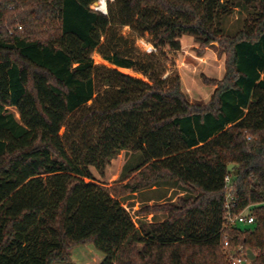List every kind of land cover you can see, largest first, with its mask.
Instances as JSON below:
<instances>
[{
	"label": "trees",
	"instance_id": "trees-1",
	"mask_svg": "<svg viewBox=\"0 0 264 264\" xmlns=\"http://www.w3.org/2000/svg\"><path fill=\"white\" fill-rule=\"evenodd\" d=\"M95 1L0 0V264L70 261L86 243L100 264H232L225 236L264 264V0H107V14ZM242 4L253 20L230 37L224 18ZM183 35L227 52L206 104L164 77ZM122 150L139 152L137 174L98 182L91 167ZM168 180L185 195L137 222L118 190ZM248 207L255 224L230 223Z\"/></svg>",
	"mask_w": 264,
	"mask_h": 264
},
{
	"label": "rangeland",
	"instance_id": "rangeland-1",
	"mask_svg": "<svg viewBox=\"0 0 264 264\" xmlns=\"http://www.w3.org/2000/svg\"><path fill=\"white\" fill-rule=\"evenodd\" d=\"M253 9L245 7L243 4L236 7L234 11L224 18L225 33L233 37L245 24L253 20ZM122 33L134 40L137 50L144 52L150 51L153 45L149 42V36L136 37L128 27L122 29ZM181 49L170 51L162 56V63L165 68L164 77L177 73L180 75L182 89L187 94L188 99L193 103L206 104L216 89L213 81L221 80L226 73L227 52L223 50L218 42L203 45L197 42L191 35L181 37ZM136 50V52H138ZM96 63H104L95 53ZM98 57V58H97ZM10 110L19 117L15 107ZM139 152L122 150L106 166L104 173L101 174L95 167L91 170L100 183L109 186H125L129 183L137 172H131V169L142 162ZM124 206L129 210L134 219L155 220L164 217L163 213L144 214L140 211L146 205L161 204L166 202H176L179 196L185 195V190L177 183L165 181L160 184L144 188L133 194L122 193L118 190ZM241 228L251 227V225L238 224ZM70 261H57L54 264H100L104 253L98 250L92 243H86L76 246L73 250Z\"/></svg>",
	"mask_w": 264,
	"mask_h": 264
},
{
	"label": "built area",
	"instance_id": "built-area-1",
	"mask_svg": "<svg viewBox=\"0 0 264 264\" xmlns=\"http://www.w3.org/2000/svg\"><path fill=\"white\" fill-rule=\"evenodd\" d=\"M107 0H103V6L101 4V0H96L92 7L95 10L101 11L107 14ZM103 7H106V11L103 10ZM153 49V47H152ZM225 181L229 186L231 183V175H226ZM233 197L230 194H227V206L230 207L231 203L233 202ZM251 209L248 207L245 210L231 214L229 217V221L231 224H245V225H253L256 223V217L252 213ZM230 240L228 236H225L224 240V248L227 253V257L232 264H251L252 260L248 257L247 250L243 245L237 246L235 248L230 247Z\"/></svg>",
	"mask_w": 264,
	"mask_h": 264
},
{
	"label": "water",
	"instance_id": "water-1",
	"mask_svg": "<svg viewBox=\"0 0 264 264\" xmlns=\"http://www.w3.org/2000/svg\"><path fill=\"white\" fill-rule=\"evenodd\" d=\"M247 254H248V257L251 259V260H255V252H253L251 249H248L247 250Z\"/></svg>",
	"mask_w": 264,
	"mask_h": 264
},
{
	"label": "clouds",
	"instance_id": "clouds-1",
	"mask_svg": "<svg viewBox=\"0 0 264 264\" xmlns=\"http://www.w3.org/2000/svg\"><path fill=\"white\" fill-rule=\"evenodd\" d=\"M101 4L103 6V0H101ZM103 10L106 11V7H103Z\"/></svg>",
	"mask_w": 264,
	"mask_h": 264
},
{
	"label": "crops",
	"instance_id": "crops-1",
	"mask_svg": "<svg viewBox=\"0 0 264 264\" xmlns=\"http://www.w3.org/2000/svg\"><path fill=\"white\" fill-rule=\"evenodd\" d=\"M191 102H192V101H191ZM75 248H76V247H75ZM75 248H74V249H75ZM74 249H73V250H74ZM73 250H72V253H73ZM71 256H72V255H71ZM70 260H71V259H70Z\"/></svg>",
	"mask_w": 264,
	"mask_h": 264
}]
</instances>
